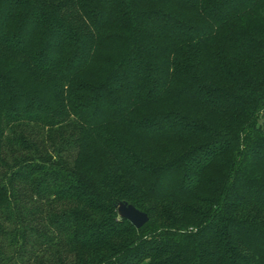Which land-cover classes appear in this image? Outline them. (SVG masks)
<instances>
[{"label": "trees", "instance_id": "16d2710c", "mask_svg": "<svg viewBox=\"0 0 264 264\" xmlns=\"http://www.w3.org/2000/svg\"><path fill=\"white\" fill-rule=\"evenodd\" d=\"M0 264H264V0H0Z\"/></svg>", "mask_w": 264, "mask_h": 264}, {"label": "water", "instance_id": "95a60500", "mask_svg": "<svg viewBox=\"0 0 264 264\" xmlns=\"http://www.w3.org/2000/svg\"><path fill=\"white\" fill-rule=\"evenodd\" d=\"M117 213L119 217L128 220L135 228H140L144 225L148 219L149 215L136 208L134 205L128 202H118Z\"/></svg>", "mask_w": 264, "mask_h": 264}]
</instances>
